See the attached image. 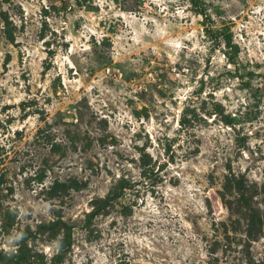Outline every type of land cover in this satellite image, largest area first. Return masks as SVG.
<instances>
[{"label":"rangeland","instance_id":"374dc122","mask_svg":"<svg viewBox=\"0 0 264 264\" xmlns=\"http://www.w3.org/2000/svg\"><path fill=\"white\" fill-rule=\"evenodd\" d=\"M196 3L0 0L3 259L264 264V0Z\"/></svg>","mask_w":264,"mask_h":264},{"label":"trees","instance_id":"16d2710c","mask_svg":"<svg viewBox=\"0 0 264 264\" xmlns=\"http://www.w3.org/2000/svg\"><path fill=\"white\" fill-rule=\"evenodd\" d=\"M190 2L195 6L197 12L200 15H202L204 18H206V14L204 13L203 9L197 5L196 0H190ZM236 187L238 189H240V190L243 188L240 183H236ZM114 195H116V193H114L112 195H109V196L103 198V200L99 203V205L96 206V208L94 210H92V211H90L88 213V216L86 217V221H89L90 219H92L99 212L100 208H103V207L107 206V204L109 203V201L112 199V197ZM62 226H65V228L67 229V231L70 230L69 229V226L65 225L64 223H63ZM20 260H21V253H19V252L16 254V257L13 260L9 261V262L6 261L5 259H3L0 256V263L1 264H19L20 263Z\"/></svg>","mask_w":264,"mask_h":264}]
</instances>
